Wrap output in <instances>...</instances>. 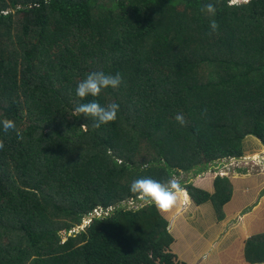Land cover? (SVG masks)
I'll list each match as a JSON object with an SVG mask.
<instances>
[{
    "label": "trees",
    "instance_id": "obj_1",
    "mask_svg": "<svg viewBox=\"0 0 264 264\" xmlns=\"http://www.w3.org/2000/svg\"><path fill=\"white\" fill-rule=\"evenodd\" d=\"M93 71L123 83L80 100ZM91 99L118 104L117 119L74 115ZM4 118L16 130L0 125V264H181L158 211L128 205L130 185L241 157L248 136L264 146V0H0ZM179 182L217 209L232 194L227 177L211 196ZM244 251L264 263V234Z\"/></svg>",
    "mask_w": 264,
    "mask_h": 264
},
{
    "label": "crops",
    "instance_id": "obj_2",
    "mask_svg": "<svg viewBox=\"0 0 264 264\" xmlns=\"http://www.w3.org/2000/svg\"><path fill=\"white\" fill-rule=\"evenodd\" d=\"M244 168L247 166L235 167V173L227 177L233 185L232 194L220 209L211 200L197 204L184 190L185 207L169 215L158 212L168 225L173 238L169 250L179 263L262 264L247 262L243 250L247 239L263 234L260 230H264V212L259 213L257 220L255 215L262 209L261 204L255 203L257 199H264V173L249 174L253 171L246 173ZM217 177L199 174L190 182L211 196L215 193ZM253 205L255 210L245 211ZM250 216L252 222L248 219Z\"/></svg>",
    "mask_w": 264,
    "mask_h": 264
},
{
    "label": "clouds",
    "instance_id": "obj_3",
    "mask_svg": "<svg viewBox=\"0 0 264 264\" xmlns=\"http://www.w3.org/2000/svg\"><path fill=\"white\" fill-rule=\"evenodd\" d=\"M243 3H248L250 0H242ZM201 12L210 16H215L217 8L214 4L208 3L201 7ZM219 28L217 22L213 19L210 22L211 32H216ZM123 83V78L120 73L115 75L105 74L103 71H93L88 73L83 80H81L76 87V96L80 100H85L88 97L96 98L106 89H117ZM119 105L111 103L102 106L96 99L88 100L85 103H80L74 108V115H82L84 118H91L93 120V127L99 128L101 125H107L117 119ZM176 120L181 124L186 121L182 114L176 116ZM0 125L4 133L16 130V124L13 120L4 118L0 120ZM17 137L23 139L22 135L17 131ZM4 147V143L0 140V149ZM242 157V156H241ZM240 158V157H238ZM237 159V158H233ZM261 168V165L259 164ZM130 191L137 194L142 202L141 207H154L160 214L169 215L175 211H180L185 207L183 199L184 189L180 182L171 178L166 182L153 179L151 177H141L133 180L130 185ZM89 226L91 218H86ZM86 221L82 222L85 224ZM82 226V225H81Z\"/></svg>",
    "mask_w": 264,
    "mask_h": 264
},
{
    "label": "rangeland",
    "instance_id": "obj_4",
    "mask_svg": "<svg viewBox=\"0 0 264 264\" xmlns=\"http://www.w3.org/2000/svg\"><path fill=\"white\" fill-rule=\"evenodd\" d=\"M244 154L242 157L237 158V159H233V158H224L218 161H215L214 163L209 164L208 166V170L205 171H201L198 174H195L193 176L190 175H186L185 173H183L180 176L177 177H173L175 179H177L178 181H182V182H186L187 180L190 181L191 178H193L194 176L197 175H211V176H223V177H228L230 175H232L233 173H235L236 170H234L235 167H239V166H247V168H244L243 171H253L252 173L249 174H253V173H264V146L262 145L261 141L256 139V137L253 136H248L246 137V139L244 140ZM259 164L261 165V168H259ZM239 170V169H238ZM246 172V173H248ZM238 173V171H237ZM261 204V211H258L255 215V218L258 220L259 219V213L264 212V199L256 200L255 204ZM142 202L140 201V199H138V201H135L134 205L132 206V208H139L141 207ZM255 210V206H249L245 209L246 212H250ZM252 214V213H251ZM252 216H250L248 219H250L249 221L252 222ZM85 222V224L82 223V226L76 227L72 230V232L77 231V230H82L85 227H87L86 223H88L87 219L84 218L83 222ZM255 222V220H254ZM167 231L169 233L168 227H167ZM260 233L264 234V230H260ZM170 234V233H169ZM243 253H245V251L243 250ZM245 257V254H244ZM264 264V263H262Z\"/></svg>",
    "mask_w": 264,
    "mask_h": 264
},
{
    "label": "built area",
    "instance_id": "obj_5",
    "mask_svg": "<svg viewBox=\"0 0 264 264\" xmlns=\"http://www.w3.org/2000/svg\"><path fill=\"white\" fill-rule=\"evenodd\" d=\"M134 203L135 202H133L131 200V201L128 202V205L130 207H132L134 205ZM107 211H109V209ZM102 214H106V212H103V210L101 208H98V209L93 210V212L90 214L89 218H93L94 216H101Z\"/></svg>",
    "mask_w": 264,
    "mask_h": 264
},
{
    "label": "snow or ice",
    "instance_id": "obj_6",
    "mask_svg": "<svg viewBox=\"0 0 264 264\" xmlns=\"http://www.w3.org/2000/svg\"><path fill=\"white\" fill-rule=\"evenodd\" d=\"M233 2H235V0H233Z\"/></svg>",
    "mask_w": 264,
    "mask_h": 264
}]
</instances>
